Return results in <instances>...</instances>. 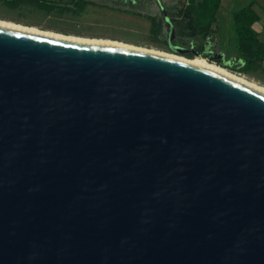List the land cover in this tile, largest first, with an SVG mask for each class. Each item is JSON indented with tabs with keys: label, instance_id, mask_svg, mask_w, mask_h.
I'll list each match as a JSON object with an SVG mask.
<instances>
[{
	"label": "water",
	"instance_id": "water-1",
	"mask_svg": "<svg viewBox=\"0 0 264 264\" xmlns=\"http://www.w3.org/2000/svg\"><path fill=\"white\" fill-rule=\"evenodd\" d=\"M0 264H264V94L0 27Z\"/></svg>",
	"mask_w": 264,
	"mask_h": 264
},
{
	"label": "rangeland",
	"instance_id": "rangeland-1",
	"mask_svg": "<svg viewBox=\"0 0 264 264\" xmlns=\"http://www.w3.org/2000/svg\"><path fill=\"white\" fill-rule=\"evenodd\" d=\"M241 3H243L241 0L238 1L236 6L231 9H237L242 5ZM220 13L223 18L224 16L227 17V19L224 18L226 21H224V28L227 32L225 34L224 32L219 33L217 29L211 28V33L206 39L205 50L208 54L222 56L223 62L229 64L239 59L235 44L237 38L232 35V28L228 26L232 14L225 4L222 5ZM200 17V26L206 25L208 17L201 10ZM0 19L35 26L40 29H51L65 34L73 33L81 36L121 39L133 44L170 52L163 44L153 38L146 21L131 16L111 15L105 10L87 8L80 13H72L58 8L47 10L27 0H0ZM182 56L190 57L191 55ZM238 73L250 80L264 84V64L258 65L252 71Z\"/></svg>",
	"mask_w": 264,
	"mask_h": 264
},
{
	"label": "flooded vegetation",
	"instance_id": "flooded-vegetation-1",
	"mask_svg": "<svg viewBox=\"0 0 264 264\" xmlns=\"http://www.w3.org/2000/svg\"><path fill=\"white\" fill-rule=\"evenodd\" d=\"M67 4L72 13L87 8L105 10L111 15L140 18L149 25L153 38L170 52L175 47L196 50L201 39L200 0H54ZM75 9H78L75 11ZM184 55H191L186 53Z\"/></svg>",
	"mask_w": 264,
	"mask_h": 264
},
{
	"label": "trees",
	"instance_id": "trees-1",
	"mask_svg": "<svg viewBox=\"0 0 264 264\" xmlns=\"http://www.w3.org/2000/svg\"><path fill=\"white\" fill-rule=\"evenodd\" d=\"M37 4L47 10L60 9L72 10L67 4L57 3L54 0H27ZM222 0H200L199 8L204 15L208 17V23L201 26V39L196 44L197 51L205 57L208 54L205 50L206 39L211 33L213 22L216 21V14L220 9ZM78 9H75L77 11ZM259 15L252 9L251 6L243 8L234 13V25L237 35V48L242 64L238 60L229 64L223 62L222 59H217L216 63L235 72H249L254 70L258 65L264 63V41L259 40L257 31L253 28V24L259 21Z\"/></svg>",
	"mask_w": 264,
	"mask_h": 264
},
{
	"label": "bare ground",
	"instance_id": "bare-ground-1",
	"mask_svg": "<svg viewBox=\"0 0 264 264\" xmlns=\"http://www.w3.org/2000/svg\"><path fill=\"white\" fill-rule=\"evenodd\" d=\"M0 27L12 29V30H18L22 32H27L31 34H36V35L49 37L53 39L73 42V43H80V44H87V45L118 46V47H123L127 49L146 51V52H151L155 54L172 57L178 60L188 62L193 65L201 66V67L208 68L216 72H219L225 76H228L264 94V84H261L254 80H250L249 78H247L241 73L229 70L225 67H222L221 65L215 64L216 63L215 61L210 62L211 60L209 61L208 58L201 56V55H193L190 57H186V56L175 54L169 51L157 49L154 47L133 44V43L121 40V39H115V38H110V37H94V36H85V35L81 36V35H76L73 33L65 34L63 32H59V31H55L51 29H40L35 26L23 25V24L13 22L10 20H5V19H0Z\"/></svg>",
	"mask_w": 264,
	"mask_h": 264
},
{
	"label": "crops",
	"instance_id": "crops-1",
	"mask_svg": "<svg viewBox=\"0 0 264 264\" xmlns=\"http://www.w3.org/2000/svg\"><path fill=\"white\" fill-rule=\"evenodd\" d=\"M238 1H240V0H222L221 1L220 9L216 14V21L213 22L212 28L217 29L219 33L224 32V34H225V32H227L224 28V24L226 22L225 19H227V17L224 16V18H225L224 19L220 13L222 5L225 4L227 9L230 10V14H232V16H230V20L228 21V26H230L232 28V31H233L232 35L237 38L236 31H235V25H234V13L243 9V8H247V7L251 6L252 9L260 17L259 21L255 22L253 24V28L257 31L259 40L264 41V0H241V2H243V3H241L242 5H240L237 9H231V8H234L236 6ZM228 36H230V35H228ZM235 44H236V49L238 50L237 42ZM238 54H239V52H238ZM240 62L243 63V60L241 59V57L239 55L238 63H240ZM262 64H264V63H262Z\"/></svg>",
	"mask_w": 264,
	"mask_h": 264
}]
</instances>
